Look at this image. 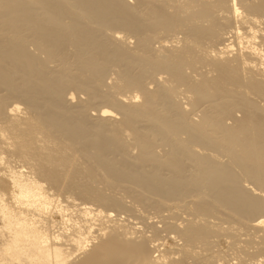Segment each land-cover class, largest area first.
I'll return each instance as SVG.
<instances>
[{"label":"bare ground","instance_id":"6f19581e","mask_svg":"<svg viewBox=\"0 0 264 264\" xmlns=\"http://www.w3.org/2000/svg\"><path fill=\"white\" fill-rule=\"evenodd\" d=\"M135 1L0 0V264H264V0Z\"/></svg>","mask_w":264,"mask_h":264},{"label":"rangeland","instance_id":"374dc122","mask_svg":"<svg viewBox=\"0 0 264 264\" xmlns=\"http://www.w3.org/2000/svg\"><path fill=\"white\" fill-rule=\"evenodd\" d=\"M135 2H136V1L133 0L132 3L135 4ZM131 33H132V34H133V33L135 34V32H131ZM172 33H173V32H171V34H172ZM179 33H180V31H178V34H179ZM179 35H180L181 37H183V34H182V33L179 34ZM180 36H179V37H180ZM70 57H71V56H70ZM71 58H72V57H71ZM51 68H53L52 71H53L54 73H58V72H59V71H58V66H57V67H55V66L53 67V66H52ZM56 68H57V69H56ZM55 69H56V70H55ZM182 100H183V97H182ZM183 101H185V100H183ZM96 102H97V101H96ZM66 103H67V102H66ZM66 103H65V105L67 106L68 104H66ZM103 104H106V103H105V100H102V101L100 102V99H99L98 102L96 103V105H99V106H103ZM69 106L73 107V108H74V111H75V109L77 110V108L80 107L79 105H78V107H77V106H72V105H70V104H69ZM69 106H68V107H69ZM71 107H70V108H71ZM80 108H81V107H80ZM71 109H72V108H71ZM72 110H73V109H72ZM78 110H79V108H78ZM75 112H76V111H75ZM191 115H192V114H191ZM142 122H143V121H142ZM144 123H145V122H144ZM144 123H143L142 125H141V123H140V127L142 126L143 128H145V127H144ZM146 124H147V123H146ZM145 126H147V125H145ZM142 127H141V128H142ZM158 141H159V142H158ZM157 142H158V144H159V143L161 144L160 140H157ZM156 146H157V144H156ZM161 146H162V145H161ZM161 146H160V147L157 146V148H156V151L158 150V151L160 152V155H161V153L163 154V151H164V150H163L164 147L161 148ZM158 151H157V152H158ZM128 154H129V155H128ZM128 154L126 153V156L128 155V156H127L128 158H135V156H134L135 153H131L133 157L130 156V155H131L130 153H128ZM112 156H114V157H119V156L122 157L121 155L117 156V155H114V154H110V157H112ZM114 157H113V158H114ZM120 157H119L118 159H120ZM146 167H147V166H146ZM150 167H151V166H150ZM148 169H149V165H148ZM129 199H130V198H129ZM151 205H152V204H150V205H148V206L146 205V206L144 207V215L146 214L147 216H156V215L159 214V212L157 213L158 210H155V207H154L153 205H152L153 208L150 207ZM164 212H165L164 214L167 213V211H164ZM147 216H145V218H146ZM143 218H144V216H143L142 218L138 219V221H141V223H140L139 225H142V226L144 225V224L142 223L143 220H141V219H143ZM146 219L149 220V221H147ZM146 219H144V220H145L144 222L147 221V223H151L150 220H151L152 218H151V219H150V218H146ZM154 220H157V218H154ZM158 220H160V219H158ZM152 221H153V219H152ZM160 224H161V226H162L163 223H159V225H160ZM163 234H166V232H164Z\"/></svg>","mask_w":264,"mask_h":264}]
</instances>
